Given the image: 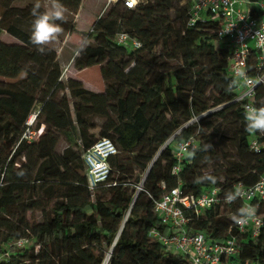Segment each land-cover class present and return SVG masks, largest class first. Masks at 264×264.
I'll return each instance as SVG.
<instances>
[{"label": "trees", "instance_id": "obj_1", "mask_svg": "<svg viewBox=\"0 0 264 264\" xmlns=\"http://www.w3.org/2000/svg\"><path fill=\"white\" fill-rule=\"evenodd\" d=\"M81 1L60 0L72 14ZM182 2L148 0L136 10L112 3L88 33L93 42L86 39L87 47L75 58L78 68L101 65L105 90L96 92L81 80H62L55 47L48 44L41 53L30 43L35 2L20 6L0 0V27L20 40L0 39V76L26 74L22 82L0 83V253L10 258L0 264H101L115 240L109 264H192L147 233L152 227L166 234L175 231L161 224L154 205L163 182L176 185L172 168L177 159L171 143L157 153L175 130L203 113L174 138L195 135L198 142L182 159L180 177L184 191L199 195L219 187L222 199L193 217L186 229L214 241L236 234L239 253L234 259L264 264V225L258 236L238 232L232 217L242 200L223 199L235 192L236 183L251 185L264 174V147L257 152L249 148L252 134L245 130L243 102L234 101L236 85L228 90L234 80L228 71L231 48L217 40L221 21L206 16L188 25L184 13L192 0ZM56 23L69 28L66 18ZM122 31L141 47L132 49L108 36ZM39 102L36 127L54 130L25 154L24 134L31 128L26 122ZM96 118L102 119L98 137ZM103 136L113 140L118 153L108 179L91 189L82 154ZM62 139L66 145L59 151ZM231 155L244 164L225 163ZM206 174L216 182H197ZM41 197L54 202L44 220L31 225L26 212L40 208ZM259 212L264 218V202ZM11 238H26L27 243L9 246Z\"/></svg>", "mask_w": 264, "mask_h": 264}, {"label": "built area", "instance_id": "obj_2", "mask_svg": "<svg viewBox=\"0 0 264 264\" xmlns=\"http://www.w3.org/2000/svg\"><path fill=\"white\" fill-rule=\"evenodd\" d=\"M106 1L110 4L120 2L125 7L136 10L139 4L148 0ZM130 2L131 7L128 6ZM206 16L221 21L217 40L218 42L227 41L231 48L228 71L237 82L234 101H242L244 110L246 105L259 107L258 102L264 100V0H192V4L184 13L188 25H194L198 19H204ZM92 30L93 28L90 31ZM115 41L132 49L141 47L138 39L124 31L115 34ZM253 50L256 53L254 56ZM239 71H243L252 83L248 84L244 78L238 77L236 74ZM262 88L261 96L259 91ZM204 114L206 113L193 117L182 128L198 122ZM175 136L176 134L169 138L167 144L173 141L177 162L172 168V175L176 177L177 183L174 186H167L163 182V192L154 205V211L161 224L174 228L175 231L166 234L157 227H152L147 236L158 241L166 250L188 257L192 264H244L234 259L239 253L236 234H230L222 241H214L208 239L203 232L187 231L186 227L193 217L219 204L222 196L219 187H212L199 195L184 191L180 177L181 161L198 148V142L195 135L181 140H175ZM262 138H264L262 132L252 134L249 138V148L255 152L262 149L264 147ZM117 153L116 145L107 136L99 138L83 152L84 174L91 189H95L108 179L111 172V160ZM234 188L235 192H240L238 198L242 200V207L255 208V215L250 217L245 225L236 224L237 230L240 233L248 232L252 236H258L264 225L263 215L259 212L260 203L264 202V174L251 185L238 182ZM223 199L225 201V197ZM26 242V238H20L9 242L8 245L23 246ZM115 242L116 240L101 264H109L111 249ZM5 255L6 253H0V260Z\"/></svg>", "mask_w": 264, "mask_h": 264}, {"label": "rangeland", "instance_id": "obj_3", "mask_svg": "<svg viewBox=\"0 0 264 264\" xmlns=\"http://www.w3.org/2000/svg\"><path fill=\"white\" fill-rule=\"evenodd\" d=\"M31 2H36V0H15V3L20 6H24ZM186 2H189V0H183L182 4H186ZM40 3L44 8H47L50 5L51 0H40ZM112 7H114V5L112 3L111 4L108 3L106 0H82L79 10L76 14L69 13L64 9V17L69 23V28L67 29L62 28L63 29L62 34L54 42L49 44L55 47L57 50L59 61L62 66V80L66 81L69 78H75L78 80L82 79L83 80L82 83L88 89H91L96 92H101L105 90V84L101 74V65L96 64L94 66H90L86 68H78L75 65V58L77 57L76 50L80 47L82 41H85L87 39V41L93 42V39L88 37V33L90 32L91 28H93L96 20L100 16L106 14ZM108 36L113 39L115 38V36L110 33H108ZM0 39L8 43H13V42L20 43L19 39L9 34L2 27H0ZM25 79H26L25 73H22L21 75L15 78L0 76V83H6V82L19 83ZM68 94L69 93H67V95ZM68 97L70 100H72L70 95H68ZM41 109H42V104L39 102L35 106V109L30 114L26 122L27 125L31 128L27 129L24 134V137L27 139L28 142V148L26 149L25 154L31 153L33 145L40 139L42 135L47 133V131L51 133L54 130L53 126L46 128L44 124H41L39 127H36L35 119L38 112ZM212 110L213 109H211L210 111ZM96 123L98 127L94 130V133L98 137L101 134L100 125L102 124V119L96 118ZM178 133L179 132L177 129L172 134V136L174 134L177 135ZM172 142L173 141L169 142L168 144L170 143L173 144ZM65 145H66V141L62 139L59 144L58 150L62 151ZM20 160H24V157L22 159H19V161ZM232 160L234 161L232 166L244 164L243 161L237 160L235 155L233 156L231 155V157L225 159L224 162L229 163ZM144 174L146 173L144 172L141 174L142 178ZM143 181L138 185L139 191H141L143 188V183H144ZM53 202L54 199L52 197H41L40 199L41 207L26 212L27 220L29 221V223L32 225L42 222L44 220L45 215L50 211ZM15 239L17 238H11L9 239V242ZM108 250L109 248H106V254L108 253ZM9 259H10L9 254H6L1 260L8 261Z\"/></svg>", "mask_w": 264, "mask_h": 264}, {"label": "clouds", "instance_id": "obj_4", "mask_svg": "<svg viewBox=\"0 0 264 264\" xmlns=\"http://www.w3.org/2000/svg\"><path fill=\"white\" fill-rule=\"evenodd\" d=\"M128 6L131 7L132 3H128ZM42 4L40 0H36L32 8V15L34 17L32 26H31V35L30 43L36 46L37 50L41 53L45 52L46 46L54 42L63 32V29L60 24L56 21L63 22L64 17V6L60 0H51L50 5L41 11ZM87 47V42L82 41L80 47L76 50V55L79 56L84 49ZM238 77L245 79L246 83L251 84L252 81L248 80L246 74L243 71H239L236 74ZM236 80H233L229 84V89L236 85ZM245 121L246 127L245 130L249 134H254L256 132L264 133V103L260 107L253 105H246L245 107ZM211 181L212 183L216 182V178L211 175H205L203 177H198L197 182L202 181ZM240 196V192H229L225 196V201L227 203H233ZM211 203V202H210ZM255 215V208L247 207L240 208L236 215L232 217L234 223L237 225H245L248 222V219Z\"/></svg>", "mask_w": 264, "mask_h": 264}, {"label": "water", "instance_id": "obj_5", "mask_svg": "<svg viewBox=\"0 0 264 264\" xmlns=\"http://www.w3.org/2000/svg\"><path fill=\"white\" fill-rule=\"evenodd\" d=\"M166 145H167V141H166L165 144L162 145L161 149L158 151L157 154H159V153L162 151V149H163ZM155 158H156V157H155ZM155 158H154V159L152 160V162L150 163V165H149V167H148V169H147V171H146V175H147L148 171L150 170L152 164L154 163ZM146 175H145V176H146ZM144 178H145V177H144ZM124 221H125V220H124ZM123 225H124V222H123ZM123 225H122V227H123ZM121 229H122V228H121ZM111 251H112V249H111Z\"/></svg>", "mask_w": 264, "mask_h": 264}, {"label": "crops", "instance_id": "obj_6", "mask_svg": "<svg viewBox=\"0 0 264 264\" xmlns=\"http://www.w3.org/2000/svg\"><path fill=\"white\" fill-rule=\"evenodd\" d=\"M94 66V65H93ZM81 81H83L82 79H80ZM87 85V84H86Z\"/></svg>", "mask_w": 264, "mask_h": 264}, {"label": "snow or ice", "instance_id": "obj_7", "mask_svg": "<svg viewBox=\"0 0 264 264\" xmlns=\"http://www.w3.org/2000/svg\"><path fill=\"white\" fill-rule=\"evenodd\" d=\"M132 2H134V0H132Z\"/></svg>", "mask_w": 264, "mask_h": 264}, {"label": "bare ground", "instance_id": "obj_8", "mask_svg": "<svg viewBox=\"0 0 264 264\" xmlns=\"http://www.w3.org/2000/svg\"><path fill=\"white\" fill-rule=\"evenodd\" d=\"M31 121V120H30Z\"/></svg>", "mask_w": 264, "mask_h": 264}]
</instances>
